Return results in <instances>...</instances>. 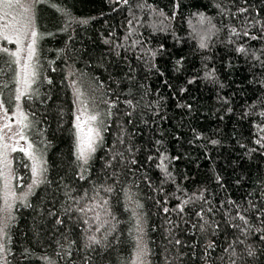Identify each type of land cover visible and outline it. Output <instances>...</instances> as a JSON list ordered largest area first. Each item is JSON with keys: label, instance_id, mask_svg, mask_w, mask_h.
I'll return each mask as SVG.
<instances>
[{"label": "trees", "instance_id": "trees-1", "mask_svg": "<svg viewBox=\"0 0 264 264\" xmlns=\"http://www.w3.org/2000/svg\"><path fill=\"white\" fill-rule=\"evenodd\" d=\"M0 264H264V0H34ZM7 49V52L3 51ZM0 46V99L18 100ZM96 115L76 147L75 95Z\"/></svg>", "mask_w": 264, "mask_h": 264}, {"label": "rangeland", "instance_id": "rangeland-1", "mask_svg": "<svg viewBox=\"0 0 264 264\" xmlns=\"http://www.w3.org/2000/svg\"><path fill=\"white\" fill-rule=\"evenodd\" d=\"M34 0H0V46L10 47L17 60L18 100L14 108L8 109L0 99V167L3 180V203L7 210L19 197L15 188L13 154L16 150L26 153L31 159L33 176L41 172V162L34 153L27 134V114L21 98L30 89L35 75L34 55L37 30L33 17ZM36 35L33 37L32 33ZM76 147L81 158L86 159L95 149L100 137L97 117L83 101L74 87ZM95 117V119H93ZM89 144L91 147H89ZM83 149V154L81 150ZM35 170V171H34ZM2 245V240H0Z\"/></svg>", "mask_w": 264, "mask_h": 264}, {"label": "snow or ice", "instance_id": "snow-or-ice-1", "mask_svg": "<svg viewBox=\"0 0 264 264\" xmlns=\"http://www.w3.org/2000/svg\"><path fill=\"white\" fill-rule=\"evenodd\" d=\"M33 37H35L36 33L33 32L32 33ZM3 51L7 52V49H3ZM18 98V97H17ZM93 119H95V117H93ZM89 147H91V145L89 144ZM81 154H83V149L81 150ZM35 171V170H34Z\"/></svg>", "mask_w": 264, "mask_h": 264}]
</instances>
